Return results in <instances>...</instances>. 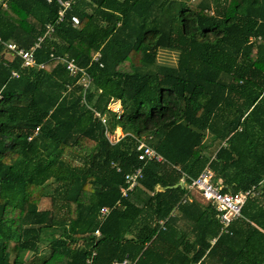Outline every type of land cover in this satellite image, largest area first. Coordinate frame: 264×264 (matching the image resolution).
I'll return each mask as SVG.
<instances>
[{
    "label": "trees",
    "instance_id": "1",
    "mask_svg": "<svg viewBox=\"0 0 264 264\" xmlns=\"http://www.w3.org/2000/svg\"><path fill=\"white\" fill-rule=\"evenodd\" d=\"M74 1L0 0V264H264V0ZM41 37V69L6 50ZM206 168L255 192L228 232L187 189Z\"/></svg>",
    "mask_w": 264,
    "mask_h": 264
},
{
    "label": "built area",
    "instance_id": "2",
    "mask_svg": "<svg viewBox=\"0 0 264 264\" xmlns=\"http://www.w3.org/2000/svg\"><path fill=\"white\" fill-rule=\"evenodd\" d=\"M51 2V0H46ZM75 3L74 0H58V4L60 5V10L58 13L57 22H62L65 19L66 13L68 10L72 8V5ZM72 24L77 26L79 24V19L76 16H72ZM53 25H47L46 35H50L53 32ZM44 37L38 39L35 45L30 50H25L23 48H18V46L14 43H7L6 50L13 51L17 53L18 56H21L24 60L25 67H39V69L43 68V64H37L34 52L37 48L40 47L41 41ZM100 57V53L96 54L94 60H98ZM67 70L71 74L80 73L81 74V83L87 88L91 83V77L88 72L80 68L73 59L66 60ZM102 66V65H101ZM15 74V73H14ZM109 108L114 112L120 114L122 112V104L121 101L112 100ZM104 123L108 122L106 117H102ZM119 129V128H118ZM115 133V132H114ZM113 133V134H114ZM113 134L108 133V137L111 142H118L123 136L122 132L119 135L114 137ZM139 152V160L150 162H164L165 159L150 145H148L145 141H140V144L137 148ZM143 172L142 168L136 170L133 174L127 175V183L129 184L128 189H122L124 196L128 194V191L133 190L137 185L140 178H142ZM186 178V177H185ZM185 178L182 179L183 185L185 184ZM187 189L189 193H198L202 200L205 202H209L213 204L218 213H219V221L222 226V232H228L231 225L237 221L238 219L243 217L242 210L249 199V197L255 194L254 190L249 191H241L238 193H223L221 187L219 185H215L213 183V173L209 168H206L204 172L198 178H190V182L187 184ZM111 212L110 208L104 207L101 209V217L104 219ZM163 225L164 222L161 221ZM96 234L99 235V231H96ZM118 264V263H117ZM119 264H135V262H131L129 260H125Z\"/></svg>",
    "mask_w": 264,
    "mask_h": 264
},
{
    "label": "rangeland",
    "instance_id": "3",
    "mask_svg": "<svg viewBox=\"0 0 264 264\" xmlns=\"http://www.w3.org/2000/svg\"><path fill=\"white\" fill-rule=\"evenodd\" d=\"M193 2H198L197 0H193ZM165 58H167V61L168 62H173V61H175V59H176V56H175V54H171L170 56H168V55H165V54H161L160 55V61H162L163 59H165ZM121 132H122V130L121 129H117L116 131H115V133L113 134V136H111V137H114V136H116V135H119V134H121ZM46 197L43 199V201H42V204H41V207L42 208H52L53 206H52V196H53V189L52 188H47L46 189ZM196 198H197V200L199 201V202H201V203H204V201L202 200V198H201V196L198 194V193H196ZM42 250H43V252H45L46 254H48L49 253V250H48V248H47V244H44V246H42Z\"/></svg>",
    "mask_w": 264,
    "mask_h": 264
},
{
    "label": "water",
    "instance_id": "4",
    "mask_svg": "<svg viewBox=\"0 0 264 264\" xmlns=\"http://www.w3.org/2000/svg\"><path fill=\"white\" fill-rule=\"evenodd\" d=\"M182 186H183V183L179 182L178 184L174 185L172 188H179V187H182Z\"/></svg>",
    "mask_w": 264,
    "mask_h": 264
},
{
    "label": "crops",
    "instance_id": "5",
    "mask_svg": "<svg viewBox=\"0 0 264 264\" xmlns=\"http://www.w3.org/2000/svg\"><path fill=\"white\" fill-rule=\"evenodd\" d=\"M175 211V210H174Z\"/></svg>",
    "mask_w": 264,
    "mask_h": 264
}]
</instances>
